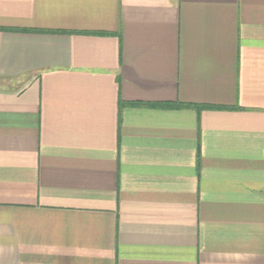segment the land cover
Instances as JSON below:
<instances>
[{
	"label": "crops",
	"instance_id": "1",
	"mask_svg": "<svg viewBox=\"0 0 264 264\" xmlns=\"http://www.w3.org/2000/svg\"><path fill=\"white\" fill-rule=\"evenodd\" d=\"M0 264H264V0H0Z\"/></svg>",
	"mask_w": 264,
	"mask_h": 264
},
{
	"label": "trees",
	"instance_id": "2",
	"mask_svg": "<svg viewBox=\"0 0 264 264\" xmlns=\"http://www.w3.org/2000/svg\"><path fill=\"white\" fill-rule=\"evenodd\" d=\"M121 105L149 106V107H159V108H181V107H193L196 109L221 108V106H213V105H207V104L180 103V102H156V103L122 102Z\"/></svg>",
	"mask_w": 264,
	"mask_h": 264
}]
</instances>
